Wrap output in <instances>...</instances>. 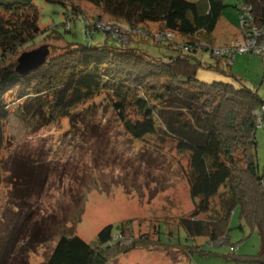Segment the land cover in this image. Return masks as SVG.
<instances>
[{"label": "trees", "instance_id": "1", "mask_svg": "<svg viewBox=\"0 0 264 264\" xmlns=\"http://www.w3.org/2000/svg\"><path fill=\"white\" fill-rule=\"evenodd\" d=\"M41 1L63 7L64 32H71L70 22L83 20L85 41L64 42L52 26L43 39L54 35L66 45L63 52L56 57L48 55L43 65L19 74L15 70L17 57L45 31L39 28L40 15L34 0H0V151L11 106L17 109L22 104V114L45 124L71 116L78 106L105 94V102L132 139H171L176 152L186 157L185 174L194 201L193 211L179 221L186 240L204 237L211 245L227 244L229 220L238 209L241 222L257 233L259 247L256 254L239 255L234 261L264 264V169L259 173L255 142L264 102L244 86L222 81L206 83L196 78L201 66L198 52L215 59V70L223 76L225 72L219 69L218 61L231 66L229 58L214 55L212 35L227 7L223 0ZM236 1L234 8L249 17V27L264 34V0ZM81 3L93 6L99 14L86 18ZM105 16L113 23L106 22L109 28L102 31L99 23ZM120 23L146 32L154 45L177 54L154 58L139 45L129 46ZM150 24H160L163 31L153 37L142 28ZM239 29L243 33V28ZM95 37L97 41H93ZM86 124L94 127L88 120ZM35 175L40 177L39 173ZM27 177L33 183L25 186L19 178L14 179L15 184L18 181L14 200L19 210L6 220L8 230L0 246V264H8V259L9 264H24L13 261L21 234H29L26 245L39 240V227L31 231L29 213L23 217L21 214L27 197L45 180L43 175L35 180ZM215 197L219 199L218 209L211 203ZM201 214L209 215L199 219ZM113 232V226L107 225L91 243L76 235H61L43 264H107L110 257L128 253L134 247H115ZM117 232L120 237L124 235L122 224L117 226ZM141 239L149 242L145 236ZM158 242L164 244L160 235ZM229 249L233 252L234 246ZM185 254L191 255L188 246Z\"/></svg>", "mask_w": 264, "mask_h": 264}, {"label": "rangeland", "instance_id": "2", "mask_svg": "<svg viewBox=\"0 0 264 264\" xmlns=\"http://www.w3.org/2000/svg\"><path fill=\"white\" fill-rule=\"evenodd\" d=\"M34 3L39 10V28L45 32L22 52L46 46L48 55L56 57L66 47L62 41H85L83 20L70 22L71 32H64L62 6L49 5L41 0H34ZM223 3L227 7L212 35L215 50L229 47L241 39L242 12L234 8L237 1L223 0ZM79 6L86 13V18L99 14L87 3ZM102 21L99 23L102 31L109 28L106 22L113 23L106 16ZM52 26L62 36V41L56 40L54 35L43 39L47 38ZM119 26L128 36L125 43L129 46L139 45L154 58L164 59L163 56L177 54L162 45H154L153 39L138 28L131 29L122 23ZM142 28L153 37L163 31L160 24ZM173 39L180 41L175 36ZM97 40V37L93 39ZM197 57L201 62L196 71L199 81H222L235 87L244 86L256 92L264 102V71L259 56L237 53L231 58L230 67L224 61H218V67L225 76L215 70L216 60L209 54L198 52ZM105 101V94L100 95L78 106L71 116L45 124L22 114V104L17 109L15 105L10 107L12 115L4 123V147L0 151V246L8 230L6 220L19 210L14 200L18 181L15 184L14 179L19 178L22 186L32 182L27 176L35 180L43 175L45 180L33 189L31 197H27L21 214L23 217L29 213L31 231L39 227V240L26 245L29 234H21L15 246V259L11 256L10 260L43 264L61 235H76L91 243L98 231L107 225L114 228L115 247L126 249L134 246L130 251L127 249L128 253L110 257L107 264H241L234 261L239 255L256 254L258 235L241 222L238 209L233 211L229 220L227 244L211 245L204 237L186 240L179 221L194 209L185 174L186 157L176 152L171 139L166 138L164 142L154 137L132 139ZM72 115L75 124L71 121ZM86 120L94 126L92 129L90 125H84ZM255 142L257 166L261 173L264 169V116L256 128ZM16 169L19 174H16ZM38 173L40 177L36 178ZM19 175L21 178L16 177ZM218 200L215 197L211 202L216 204V209L219 208ZM208 215L201 214L198 218L206 219ZM121 224L124 227L122 237L117 235V226ZM158 231L164 244L158 242ZM144 236L149 242L141 239ZM43 237L48 238L43 240ZM169 241L172 244L178 242L181 247L170 245ZM187 246L191 255L185 254ZM194 246H199L202 252L199 253ZM230 246H234L233 252H230Z\"/></svg>", "mask_w": 264, "mask_h": 264}, {"label": "built area", "instance_id": "3", "mask_svg": "<svg viewBox=\"0 0 264 264\" xmlns=\"http://www.w3.org/2000/svg\"><path fill=\"white\" fill-rule=\"evenodd\" d=\"M247 15V14H244ZM243 33H241V39L234 42L229 47L219 48L214 50V55L218 57H227L231 60L235 54H254L261 58L262 68L264 71V34L254 27H249V17H240ZM231 64V62H230ZM264 111V108H263Z\"/></svg>", "mask_w": 264, "mask_h": 264}, {"label": "water", "instance_id": "4", "mask_svg": "<svg viewBox=\"0 0 264 264\" xmlns=\"http://www.w3.org/2000/svg\"><path fill=\"white\" fill-rule=\"evenodd\" d=\"M49 52L46 46H42L38 49L23 52L17 58L16 72L19 74H25L44 64Z\"/></svg>", "mask_w": 264, "mask_h": 264}, {"label": "crops", "instance_id": "5", "mask_svg": "<svg viewBox=\"0 0 264 264\" xmlns=\"http://www.w3.org/2000/svg\"><path fill=\"white\" fill-rule=\"evenodd\" d=\"M221 18H222V17H221ZM221 18H220V19H221ZM213 33H214V32H213Z\"/></svg>", "mask_w": 264, "mask_h": 264}]
</instances>
